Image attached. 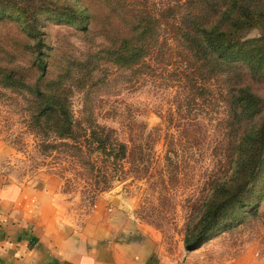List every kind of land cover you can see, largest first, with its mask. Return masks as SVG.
I'll list each match as a JSON object with an SVG mask.
<instances>
[{
	"label": "rangeland",
	"instance_id": "374dc122",
	"mask_svg": "<svg viewBox=\"0 0 264 264\" xmlns=\"http://www.w3.org/2000/svg\"><path fill=\"white\" fill-rule=\"evenodd\" d=\"M55 2L56 10L71 13V19L63 13L44 16L45 78L61 75V91L70 117L81 126L82 142L93 124L109 126L126 142L127 154L114 165L93 155L94 165L87 163V146L78 153L71 136H57L43 118L35 123L40 100L29 88L0 83V174L16 181L53 175L59 182L58 209L71 227L106 222L118 226L114 239L147 241L158 258L172 264H227L264 233V191L255 212H234L195 249L183 243L185 223L212 180L229 166L219 90L199 93L187 82L183 63L166 53L148 57L149 68L107 60L96 52L108 25L104 0ZM124 2L156 13L172 0ZM78 4L90 14L87 29L72 18ZM258 33L253 28L247 34ZM28 42L34 39L16 21L0 19V65L18 67L33 83L38 70ZM254 90L264 96L263 83Z\"/></svg>",
	"mask_w": 264,
	"mask_h": 264
},
{
	"label": "trees",
	"instance_id": "16d2710c",
	"mask_svg": "<svg viewBox=\"0 0 264 264\" xmlns=\"http://www.w3.org/2000/svg\"><path fill=\"white\" fill-rule=\"evenodd\" d=\"M104 2L108 25L97 53L124 68H149L146 59L163 53L178 57L190 86L201 94L219 90L224 102L229 166L212 180L195 215L185 223L183 243L195 249L211 228L234 212H255L264 191V96L254 90L256 83L264 84V0H172L156 13L129 8L124 0ZM59 6L55 0H0V19L16 21L34 39L27 47L38 70L28 83L18 67L0 65V83L29 88L40 100L35 123L43 118L57 136H71L78 153L87 146V163L94 165L93 155L114 165L126 156V142L115 136L114 128L97 123L82 142L81 126L70 117L61 91V75L45 78L44 16L63 13L71 19V13L56 10ZM72 13L87 29V7L78 4ZM163 27L166 35L160 36ZM253 28L259 33L248 35Z\"/></svg>",
	"mask_w": 264,
	"mask_h": 264
},
{
	"label": "crops",
	"instance_id": "0c3cea01",
	"mask_svg": "<svg viewBox=\"0 0 264 264\" xmlns=\"http://www.w3.org/2000/svg\"><path fill=\"white\" fill-rule=\"evenodd\" d=\"M58 193L51 174L23 181L0 174V264H172L147 241L114 239L117 225L71 227L58 209ZM227 264H264V233Z\"/></svg>",
	"mask_w": 264,
	"mask_h": 264
}]
</instances>
